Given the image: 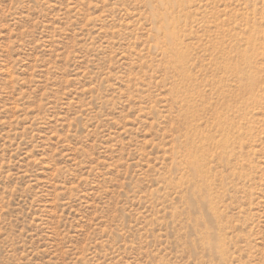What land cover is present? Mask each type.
<instances>
[{"label": "rangeland", "instance_id": "obj_1", "mask_svg": "<svg viewBox=\"0 0 264 264\" xmlns=\"http://www.w3.org/2000/svg\"><path fill=\"white\" fill-rule=\"evenodd\" d=\"M0 264H264V0H0Z\"/></svg>", "mask_w": 264, "mask_h": 264}, {"label": "bare ground", "instance_id": "obj_2", "mask_svg": "<svg viewBox=\"0 0 264 264\" xmlns=\"http://www.w3.org/2000/svg\"><path fill=\"white\" fill-rule=\"evenodd\" d=\"M172 23V22H171ZM176 19H175V22L171 24V29H169L167 32H168V36L171 38V39H174L177 35V31H176ZM177 50V49H175ZM177 54L181 55L179 58H182V54L180 53V51H177ZM198 167L200 166V163H198L197 165Z\"/></svg>", "mask_w": 264, "mask_h": 264}]
</instances>
